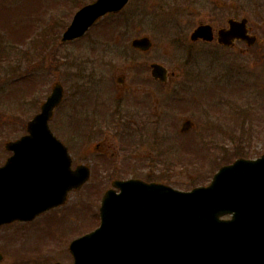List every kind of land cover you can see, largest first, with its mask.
<instances>
[{
  "label": "rangeland",
  "instance_id": "374dc122",
  "mask_svg": "<svg viewBox=\"0 0 264 264\" xmlns=\"http://www.w3.org/2000/svg\"><path fill=\"white\" fill-rule=\"evenodd\" d=\"M160 1L129 0L117 17L100 21L78 41L61 44L63 26L68 25L77 5L90 0H0V165L8 156L4 144L25 134L27 122L39 112L53 82L59 81L64 99L49 128L68 147L73 167L86 164L91 169L89 181L69 193L63 207L27 225L0 227V250L4 251H0L4 256L0 264H14L24 258L37 264H70L69 241L98 225L100 198L114 180L148 178L176 190L189 191L208 185L219 164L238 157L256 159L264 154V0H194L189 4L184 0L176 3L162 0L164 15H156L160 9L155 7ZM224 1L231 11L217 8L216 13L215 3L223 5ZM173 8H177L175 15ZM4 12L11 13L4 15ZM132 15L131 29L118 36V45L111 53H104L103 47L94 43L102 35L100 31L109 25L117 26ZM234 17L248 19L251 33L260 44L242 54L244 47L238 43L234 49L225 51L216 43L190 44L189 35L197 25L210 24L217 29ZM171 18L182 19L181 34H176L174 21H169L167 33L161 27L163 19ZM54 32L58 37L52 40ZM44 36L49 37L41 49L39 38L43 40ZM141 36L149 37L153 43V48L143 54L129 47L132 39ZM174 36L176 43H172ZM94 59L96 63L89 65L97 68L100 61L111 63L103 69L108 75L107 84H114L120 75L130 85L133 78L150 79V64L159 63L169 74L174 73L170 88L187 72L192 79L191 92L202 80L204 94L199 95L200 100L195 98L198 105H185L184 97L170 100L174 95L159 96L158 85L153 83V114L158 117L155 125L162 123L161 116L169 124V129L157 131L155 136L153 131L136 130L137 125L128 116L133 112L131 106H126L128 114L123 108V118L117 126L114 120L108 124L97 116L95 121L86 115L87 111L92 112L91 107L89 110L85 107L92 106L93 99L86 96L89 94L83 84L85 68L89 66L86 62ZM109 75H113L112 79ZM104 97L108 102L104 107L110 112L109 102L116 96L111 93ZM163 100L170 102L164 106ZM87 117L92 120L91 132ZM185 120H190L193 127L181 135L179 129ZM78 121L85 123L80 125ZM126 127L129 128L125 131ZM95 146L106 151V156L99 158ZM197 165L202 167L195 168Z\"/></svg>",
  "mask_w": 264,
  "mask_h": 264
},
{
  "label": "water",
  "instance_id": "95a60500",
  "mask_svg": "<svg viewBox=\"0 0 264 264\" xmlns=\"http://www.w3.org/2000/svg\"><path fill=\"white\" fill-rule=\"evenodd\" d=\"M128 0H96L81 8L62 35V42L82 37L98 19L119 12ZM218 41L235 38L251 46L246 19L230 20ZM212 41V29L199 26L192 40ZM132 46L147 51V38ZM152 76L165 70L152 65ZM59 83L28 123V136L9 143L10 160L0 168V225L29 221L65 201L71 189L88 179V170L70 165L66 148L48 130L47 121L62 100ZM190 123L185 122L182 131ZM66 169V170H65ZM120 194L109 191L100 208L101 225L70 245L73 264H264V156L238 160L223 167L206 188L179 192L160 184L116 182ZM232 215L231 220H220Z\"/></svg>",
  "mask_w": 264,
  "mask_h": 264
},
{
  "label": "flooded vegetation",
  "instance_id": "af4514ba",
  "mask_svg": "<svg viewBox=\"0 0 264 264\" xmlns=\"http://www.w3.org/2000/svg\"><path fill=\"white\" fill-rule=\"evenodd\" d=\"M172 21L175 22L174 26L178 29L176 34H181L180 32L182 31L181 23L182 19H176V18H171ZM216 29V28H215ZM258 40V39H257ZM259 41V40H258ZM196 43H204L202 41H198ZM216 43L218 45V48L222 50H228V49H234L235 45L241 44L244 48L241 51L242 53H246L249 49V47L246 46L244 41L237 40L235 41V44L232 47H225L222 45H219L216 40L212 42ZM251 48V47H250ZM103 68L104 67H98V69H93V71L90 73L92 77L88 78V88L90 91L97 93V94H115V98L113 102L114 107L117 106V109H120L121 111L127 110L126 106H131L133 108V112H131L132 118L131 119L133 124L137 125L136 129H147V130H153L159 128V130H164V128L169 129V124L165 123L166 117L161 116L160 119L162 120V123H159L158 126L155 125L156 119L158 118L155 116L154 109L155 106L153 105V98H155V92H154V84L157 83V91L159 96H165V95H174L176 96L177 93L179 92V95L181 98L185 97V95L188 93V90L192 89V79L188 77L189 73H182V77L177 78V85H179V91L170 88V79L166 81L165 83L160 82L159 80H156L154 78H133L130 84L125 83V78L124 76H118L115 80L114 84L111 83H106V77L103 73ZM113 77V75H112ZM112 77L110 79H112ZM187 77V78H186ZM175 77L171 78L174 80ZM202 80H199L197 83H199L197 89H196V94H200L202 91V88L200 86ZM202 85V84H201ZM187 92V93H185ZM198 94V95H199ZM169 98V96H168ZM117 99V100H116ZM164 106H167V102H170V100H163ZM155 119V121H154ZM88 128L90 132L92 131V120L86 121ZM162 124L163 126H160ZM101 152H100V151ZM95 153L97 155H103L106 156V151L102 152V148L100 146H95ZM6 162V160H5ZM24 260H27L24 262V264H37L36 262H32L29 260V258H26ZM22 263V262H21ZM16 261L14 264H21Z\"/></svg>",
  "mask_w": 264,
  "mask_h": 264
}]
</instances>
